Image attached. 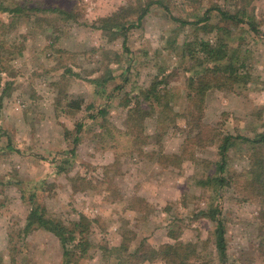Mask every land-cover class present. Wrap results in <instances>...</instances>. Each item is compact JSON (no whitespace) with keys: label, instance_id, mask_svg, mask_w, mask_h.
<instances>
[{"label":"rangeland","instance_id":"rangeland-1","mask_svg":"<svg viewBox=\"0 0 264 264\" xmlns=\"http://www.w3.org/2000/svg\"><path fill=\"white\" fill-rule=\"evenodd\" d=\"M147 1L154 4L140 24H127L131 27L125 47L129 53L124 52L121 38L109 42L102 32L90 27L99 17L121 7H137L136 16ZM5 3L29 12L15 18L0 13V24L6 25H0V55L6 57L0 93L5 83H10L0 108V264H9L8 234L16 236L24 227L30 202L41 206L47 217L64 223L80 214L92 221L89 240L93 247L77 264H110L111 250L122 238L131 247L140 243L153 249L173 245L167 235L170 230L182 231L180 241L197 245L202 264H219L213 224L194 218L210 203L218 205L225 219L227 264H264V206L242 202L236 189L226 187L216 193L199 183L215 175L222 136L252 140L264 133V0L255 1L246 11L259 34L246 23L219 25L230 31V36H225L229 46L246 58V83L230 91L207 92L202 122L216 131L213 144L191 145L190 125L180 117L175 124L158 130L154 115L145 119L147 139L139 148L133 147L135 151L122 137L115 139L116 131L126 130L129 108L156 75L172 74L161 87L169 92L178 115L187 108L190 66L181 59L179 47L196 31L191 25L179 29L172 19L193 23L195 17L216 5L234 13L236 2ZM33 8L37 11H31ZM58 8L74 10L77 20L65 23L63 16L48 11ZM30 22L34 24L31 29ZM216 22L214 19L211 24ZM54 29L55 36L48 38ZM216 34L196 32L199 39L211 43ZM170 40L176 42L173 49ZM17 47L23 48L22 54L10 60L8 53ZM107 65L112 80L97 88L89 81L104 73ZM67 68L72 74L66 73L64 81L61 75ZM57 83L59 86L54 85ZM71 101L80 103L78 110L69 107ZM102 107L107 109L105 119L95 115ZM78 123L82 125L79 132ZM249 149L248 143L234 142L226 159L229 176L248 167ZM174 154L181 156L179 165L160 166L161 156ZM130 205L141 212L131 210ZM16 243L20 248L19 240ZM25 246L17 264H61L62 251L53 235L37 230L28 236Z\"/></svg>","mask_w":264,"mask_h":264},{"label":"trees","instance_id":"trees-1","mask_svg":"<svg viewBox=\"0 0 264 264\" xmlns=\"http://www.w3.org/2000/svg\"><path fill=\"white\" fill-rule=\"evenodd\" d=\"M8 1L13 3V0ZM219 1H233L236 2L238 7L234 13H231L229 10H224L217 5L210 7L203 12L201 17H195L196 19L193 23L177 18L172 19L173 22L178 24L179 29L191 25L195 27L196 32L204 31L205 33H210L215 31L217 32V37L214 43H211L208 40L199 39L195 32L192 36L186 37L182 46L179 47L181 59L187 61L190 66L188 69V77H186L187 108L183 113H180L181 115H178L174 111L169 92L164 87H161L168 83L169 80L167 78L168 76L170 78L172 77L171 73L162 76L156 75L150 85L140 91L137 100L134 102V107L128 110L126 130L120 133L116 131L117 136L115 137L116 140L122 137V140L128 144V148L131 151H135L133 147L139 148L141 144L146 142L147 137L144 135L143 128L144 121L146 118L154 115L156 116L158 130H163L167 125L175 124L179 117L183 120L185 119L187 124L190 125L189 134L192 136L188 141L194 146L213 144V141L218 136L215 130H212L202 122L207 92L212 89L230 91L235 85L246 83L245 74L243 73V70L246 68V58L240 56L235 48L229 46L225 36H230V31L219 25L221 23H246L254 34H259L252 22V18L246 12L248 7L257 0ZM5 2H0V13H7L13 16L12 18H15L20 16L23 11H26L27 14L29 12V10L13 7V4L10 5ZM156 3L161 4V2ZM153 4V1L145 2L143 6L138 8L140 13L136 16L133 13L137 7H121L108 16L99 17L90 27L102 32L108 38L109 42L121 38L124 52L129 53L125 47L126 35L131 27L127 26V24L133 26V24H136L133 22H137L139 25ZM74 5L75 8L78 7L76 1H74ZM31 11H37V9L33 8ZM40 11L44 10L42 9ZM48 11L61 15V17L63 16L62 21H65V23L69 20H77V14L74 13V10L69 11L58 8ZM211 13L217 15H211ZM214 19L217 22L211 24ZM0 25L6 27L2 23ZM11 25L13 26L15 23ZM33 25L30 22V29ZM53 33H55V29L52 30V35L48 38L55 36ZM174 44H176L175 40H170L169 45L171 48ZM22 52L23 48L17 47L16 51L8 53L9 59L14 60ZM5 60L6 57L1 58L0 55V74L1 70L4 69L3 63ZM115 63H119V59H116ZM103 66L105 68L106 64ZM66 73L71 75V69L67 68L62 73L61 79L64 81L66 80ZM162 73L166 72L162 70ZM111 80L112 72L108 66L104 73L98 75L96 78L90 79L89 82L97 86V88L102 89ZM9 84V81L6 82L4 88L1 90L0 108L2 99L7 96L6 93ZM54 85L59 86V83ZM68 105L78 110L80 103L78 101H71ZM124 106H127V104H124ZM106 114L107 109L102 107L97 110L95 115L105 119ZM81 129L82 125L78 123L76 131L79 132ZM237 140L248 143L250 146V153L247 158L248 167L241 173H234L232 176H229L226 169L227 153ZM218 152L219 161L215 175L207 178L206 181H199L202 187L211 188L216 193L226 187L236 189L239 192L238 194L242 202L264 206V133L257 135L252 140L240 136H222L219 141ZM180 161V155H163L161 156L160 166L163 167V164L177 166ZM130 201L128 203H131ZM30 204L24 227L19 229L18 233L15 234L16 236L8 234L6 252L9 264H17L18 255H22L26 250V239L37 230L47 232L58 240L62 251L61 264H77L78 261L87 256L88 251L93 247L89 240L92 225L91 220L83 214H80L76 220L64 223L52 217H47L41 206L33 202H30ZM130 209L141 212L134 205H130ZM194 218L207 219L213 224L214 247L219 264H227L226 225L218 205L210 203L206 210L194 214ZM179 232L182 233V231ZM179 232L174 233V230L168 231L167 235L174 240V244H165L157 249L145 246L143 243L131 247L130 243L125 242L122 238L120 245L111 250L110 264H152L155 261H160L163 264H202L203 259L197 253V245L180 241ZM16 240H19L20 248H17Z\"/></svg>","mask_w":264,"mask_h":264}]
</instances>
